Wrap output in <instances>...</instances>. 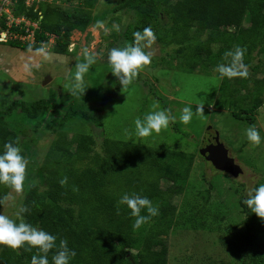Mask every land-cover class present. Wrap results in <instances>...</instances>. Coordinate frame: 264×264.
Returning a JSON list of instances; mask_svg holds the SVG:
<instances>
[{
	"label": "trees",
	"instance_id": "1",
	"mask_svg": "<svg viewBox=\"0 0 264 264\" xmlns=\"http://www.w3.org/2000/svg\"><path fill=\"white\" fill-rule=\"evenodd\" d=\"M39 10H43V18L35 31V42L10 40L7 44L23 50L36 49L48 41V35H55L53 52L64 56L71 44V33L85 30L92 21L89 8L73 13L41 4ZM111 12L133 17L123 33L126 42L132 44L134 32L150 27L157 44L176 47L169 61L171 65L177 61L174 67L183 65L192 72L196 67H201V71L216 68L229 63L231 57L225 54L239 47L244 51L246 68L256 71L258 66L252 65L253 55H264V0H118ZM18 14H24L32 22L38 18L33 8L26 9L23 4ZM246 16H249L248 26L237 19ZM14 30L25 34V29ZM215 45L219 46L216 51ZM233 80L235 77H223L222 94L216 106L230 111L237 120L252 121V115L262 105L264 76L252 80L243 77L235 83ZM238 86L246 89L244 96ZM119 90L117 81L98 105L90 109L75 101L68 103L62 109L61 125L80 120L102 128L105 111ZM53 108L54 98L49 97L33 102L17 100L1 110L0 149L7 142H16L19 146L24 135H19L9 123L16 113L24 116L36 132L40 118ZM93 145L90 137L76 134L69 139L66 130L56 132L39 168L45 187L34 182L28 187L21 205L28 211L22 218L55 235L57 244L66 240L76 253L70 264H169L167 237L178 227L179 211L174 199L176 193L185 190L194 154L106 138L100 153L94 152ZM63 179L66 183L61 185ZM162 182L170 185L162 189ZM10 190L0 184V200ZM124 193L149 198L158 208V215L150 217L140 228H133L130 210L117 203ZM4 203L0 204V212ZM241 205L246 208L242 202ZM249 242L248 248L253 247L252 241ZM54 251L48 253L50 264ZM36 252L35 248L13 250L2 246L0 264H30ZM247 256L250 264H264V253L257 248Z\"/></svg>",
	"mask_w": 264,
	"mask_h": 264
},
{
	"label": "rangeland",
	"instance_id": "2",
	"mask_svg": "<svg viewBox=\"0 0 264 264\" xmlns=\"http://www.w3.org/2000/svg\"><path fill=\"white\" fill-rule=\"evenodd\" d=\"M46 1L47 6L73 13L89 8L92 10V21L85 30L71 33V44L64 56L55 54L54 44L50 46L48 41L39 45L46 48L47 58L0 43V111L17 100L33 102L54 98L53 110L40 118L36 132L19 113L9 119L11 127L16 128L19 135L24 134L20 137L19 147L25 153L28 164L22 191L17 193L11 188L0 214L17 220L15 214L28 187L33 182L45 187L39 168L56 132L64 129L69 139L76 134L92 138L95 153L101 152L102 141L106 138L194 154L185 190L176 193L174 199L179 214L178 227L167 237L169 264H250L247 256L250 251L257 248L264 253V221L241 205L248 191L264 183V93L261 96L262 105L252 115V121L237 120L230 111L216 106L223 89V77L217 74V67L202 71L201 67H196L193 72L183 65L174 67L177 61H173L172 65L169 61L177 48L163 47L155 41L145 49L151 53V63L138 72L129 85V93L118 91L105 111L102 128L80 120L63 126L60 119L65 105L75 101L85 109L96 107L100 98L116 85L118 80L111 74L107 54L112 48L130 45L123 38V33L133 17L123 12H111L118 0ZM237 19L242 25H249V16ZM98 21L104 23V29L95 27ZM218 47L214 46L215 51ZM84 50L94 54L96 62L84 75L80 94L73 96L74 66L84 62ZM25 64H38L39 67L26 69ZM252 65L258 66L257 70L247 68L245 77L251 80L262 78L264 55L255 53ZM47 77L50 81L44 84ZM241 79L243 77H235L237 81ZM249 84L251 86L252 82ZM238 89L241 95L246 94V89L240 86ZM227 92L230 93L229 89ZM154 101L159 109H167L176 120L158 134L137 137L133 121L149 111L159 110L153 108ZM185 106H192L193 112L202 106L203 115H194L189 123L184 124L179 116ZM250 126L255 127L261 136L259 145L246 138L245 132ZM210 127L218 132L229 156L241 167L243 173L238 178L224 173L208 158L204 138ZM169 185L162 182V189ZM244 210L247 212L244 213ZM248 239L253 247L248 248ZM226 241L230 245L227 243L224 247Z\"/></svg>",
	"mask_w": 264,
	"mask_h": 264
},
{
	"label": "clouds",
	"instance_id": "3",
	"mask_svg": "<svg viewBox=\"0 0 264 264\" xmlns=\"http://www.w3.org/2000/svg\"><path fill=\"white\" fill-rule=\"evenodd\" d=\"M97 29H104V23L98 21L95 25ZM155 34L150 27L142 31L133 33V43L123 48H112L107 54V61L111 67V74L120 85L121 94L129 93V85L138 75V72L145 66L149 65L152 60L151 53L145 51L155 42ZM29 52L37 56L48 57L45 47L41 46L36 49L29 47ZM84 62L76 63L74 73V87L71 95L80 94L83 88V77L89 72L92 64L96 62L94 54L84 50ZM231 57L227 64L217 65V72L222 77H245L247 68L243 63L244 51L237 47L225 54ZM39 67L38 64H25V68ZM85 90H83L84 94ZM153 108L159 109V105L154 101ZM194 115H203L202 106H198L193 112L192 106H185L181 109L179 119L182 123L187 124ZM176 117L167 109L149 111L142 118H136L133 123L135 135L140 138L149 137L153 133H159L162 128H167L170 122H175ZM246 138L249 142L259 145L261 136L255 127L250 126L246 129ZM28 160L22 155V149L16 142H7L0 149V184L12 188L15 192L22 191L25 180ZM139 166V165H138ZM61 185L66 183V179L60 181ZM7 200L5 197L0 200L3 204ZM118 205H124L130 210V215L134 217L133 228H140L147 223L150 217L158 215V208L153 205L152 201L136 193H124L118 200ZM248 210L261 221H264V183H261L248 191L246 198L242 201ZM119 210V209H118ZM28 211L26 206H21L16 212L17 220L7 215L0 214V246H6L13 250L35 248L36 254L30 258V264H50L48 253L55 250L51 256V264H70L71 259L75 256V251L68 247L66 240H60L57 244V237L49 232L33 226L22 218V214ZM146 212V215H142Z\"/></svg>",
	"mask_w": 264,
	"mask_h": 264
},
{
	"label": "built area",
	"instance_id": "4",
	"mask_svg": "<svg viewBox=\"0 0 264 264\" xmlns=\"http://www.w3.org/2000/svg\"><path fill=\"white\" fill-rule=\"evenodd\" d=\"M47 3L46 0H0V43L10 40H19L23 43L33 44L35 42V31L43 18L40 5ZM23 4L26 9L33 8L38 14L37 21L32 22L24 14H18L17 10ZM14 29H25V34L16 32ZM50 46L55 44V35H48Z\"/></svg>",
	"mask_w": 264,
	"mask_h": 264
},
{
	"label": "water",
	"instance_id": "5",
	"mask_svg": "<svg viewBox=\"0 0 264 264\" xmlns=\"http://www.w3.org/2000/svg\"><path fill=\"white\" fill-rule=\"evenodd\" d=\"M48 81H50L49 77L46 78L44 84ZM204 149L208 158L224 173L233 178H238L243 173L241 167L229 156L228 149L221 143L218 132L211 127L204 138Z\"/></svg>",
	"mask_w": 264,
	"mask_h": 264
}]
</instances>
